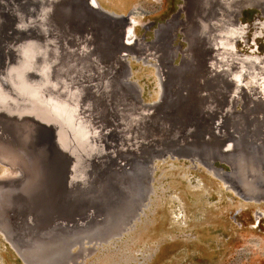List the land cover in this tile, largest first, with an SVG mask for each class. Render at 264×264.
<instances>
[{
	"label": "rangeland",
	"instance_id": "1",
	"mask_svg": "<svg viewBox=\"0 0 264 264\" xmlns=\"http://www.w3.org/2000/svg\"><path fill=\"white\" fill-rule=\"evenodd\" d=\"M72 1H59L52 8L55 11L52 18L67 20L64 28L72 30L79 45L85 43L82 30L84 25L86 30L90 28L86 25L90 23L94 36L91 54L108 55L99 65L88 63L92 70L97 67L89 80L97 86V97L90 109H108L105 121L100 117L96 120L97 125L107 129L106 146L97 144L94 133L75 122L71 113L50 109L52 95H44L39 88L30 96L38 110L45 105L46 110L54 113L49 115L62 122L64 132L60 140L63 145H72L74 153L82 150L93 155L97 148L109 151V147L112 150L118 147L124 149L125 155L129 146L134 148L140 155V164L150 170L146 184L151 192L126 232L87 248L82 260L74 261L77 248L72 249L73 259L68 264H264V203L259 201L264 199L259 197L261 193L264 195V8L260 9L263 0H247L236 12L240 33L232 45L237 46V51L234 46L232 53H228L236 58V83L218 79L219 73L202 78L199 70L206 63L203 60L192 72L193 76L188 71L179 74V68L191 60L183 54L186 44L180 28L186 31L194 18L182 0H95L92 5L97 4L101 12L97 15L86 9L83 0H75L76 5ZM219 1L226 7L232 2ZM61 2L67 3L66 6ZM216 3L209 0L204 5L211 14L208 19L193 8L196 17L204 16L202 22L210 29V43L222 38L213 27L223 11ZM1 5L8 16L0 27V43L8 45L30 39L35 18L24 19L11 0H0ZM67 6L71 9L67 10ZM171 17L177 21L176 27L171 25L164 32L165 36L175 35L168 53L164 49L165 41L157 42L156 32L159 24ZM201 19L196 23L200 25ZM143 25L152 28L146 31ZM201 54L204 60L209 56L205 51ZM113 56L121 65L112 61ZM74 60L79 61L77 55ZM4 63L6 59L2 60ZM73 63L71 67L76 66ZM34 68L39 69L42 77V65ZM121 68L129 73L126 81L134 87L139 105L136 106L133 95L122 91L119 108L125 114L119 112L122 117L118 121L112 113L116 103L112 92L123 74ZM193 68L190 65L188 70ZM218 80L224 84L219 85ZM83 97L89 102L94 96L83 94ZM140 108L146 114L150 111L153 118L160 117V126L154 123L148 126V120L141 117L134 126V113ZM199 111L205 120H194ZM207 117L210 122L206 121ZM108 121L112 122V129L107 126ZM56 124L62 132L60 123ZM232 153H236L235 158L231 157ZM15 172V168L0 162V175ZM74 174L78 178L79 173ZM5 177L0 178V183L7 180L8 176ZM4 214L0 215V228H9L10 235L6 238L0 232V264H23L11 247L18 252L17 245L22 244L16 230L21 222L15 218V225H9ZM62 217L60 221L55 219L51 227L54 222L62 223L61 227L72 231L75 224ZM71 219L86 223L76 215ZM31 220L28 217L30 224L37 225ZM97 229L95 225L91 232ZM88 231L81 229L75 235ZM40 232L48 234L47 239L54 236L49 228Z\"/></svg>",
	"mask_w": 264,
	"mask_h": 264
},
{
	"label": "bare ground",
	"instance_id": "2",
	"mask_svg": "<svg viewBox=\"0 0 264 264\" xmlns=\"http://www.w3.org/2000/svg\"><path fill=\"white\" fill-rule=\"evenodd\" d=\"M11 1L13 2V5L17 7L18 12L21 13L24 19H27L28 17L35 18V22L30 39H26L25 41L19 40L14 44L8 45L0 43V107L1 109L3 108L2 111L9 108L10 105H14L13 107L17 109L16 111L20 108V111L15 113V115L17 114L19 116L26 113L27 115L37 117L46 123L50 122L53 125L59 122L62 128V132L58 131V142L60 147H62L65 151H69L74 154L72 150L73 146L63 145L60 140L62 133L64 132L62 122L59 119L52 118L49 115L52 112L46 110L45 105L43 109L38 110L39 107H36L33 99L31 98L32 96L30 95L32 91H36L41 88L44 95H52V100L50 102L52 107L50 106V109L55 107L60 111L71 113L75 122L82 124V126H84L89 132L94 133V141L97 144L106 146L107 139H104L106 137V128H104L103 125H97L96 120L97 118L99 119V117L102 119L105 118L108 114V109L106 110V108L102 107H95L94 110L90 109V106H93L95 101L94 98L97 97V94L95 93L97 92V86L95 83L89 81L92 79V76H94V73L91 72L97 70V67L92 70L91 65H99V62L103 60V58L105 59V57H108V55L105 56L102 54L93 55L90 52L91 45L93 44L92 39H94L93 26L90 23H87L86 25L91 29L88 28L86 30L84 25L82 30L83 35H81V38L84 39L85 43L79 45L76 43V37L74 33H72V30L64 28L65 24H67V20L58 18V16L52 18V12H55L52 8L56 7V4H58L59 1L64 0ZM74 1L75 0L72 1V4L76 5ZM182 1L184 2L185 8L189 7L191 9L190 14L194 18L191 22V27L186 29V31L182 27L180 28L181 34L184 37L183 42L186 44L183 54L186 57H190L191 60L190 62L188 61L189 63L187 65L184 63L179 68V74H187L188 71V73L193 76L192 72L194 69H198L205 61L206 63H203V68L199 70V73L202 72V78L207 77L209 74L216 75L219 73L220 76H218V79L221 77V79L225 78L226 82L233 81L236 83L238 77L235 71L236 58L230 56L229 54L232 53L234 46L236 49L235 51H237V46L232 45V41H234L236 36L239 37L240 33L237 20H235L236 12L239 7L245 6L244 4H247L248 1L231 0V6L229 5L226 7L222 5L219 0H210L215 3L217 2L216 5L218 4V6L223 10L219 13L221 17L217 14L219 17L218 22L213 24L215 31H219L222 38H220L221 40L218 42L214 39L213 43L208 41L210 29H208L205 23L202 22L204 21V16L201 15L202 19L199 25V22L196 23V21H198L201 17L199 15L196 17V15H194L195 11L193 13L194 8L197 13L200 11L204 15L206 14L205 17L208 19L211 14L206 8L204 9V5H206V2L209 0H197L198 2L191 0ZM82 3L86 4L88 9L92 10V14L97 15L96 11H99L100 8L97 4L96 7H93L92 4L95 5V0H83ZM60 4L66 6L67 3L61 2ZM259 4L260 3H258V5ZM260 7V9L264 8L262 5ZM68 9L70 10L71 7L69 8L67 6V10ZM73 9H75V7H73ZM0 10L1 27V24L3 25L6 20L5 16L8 15L6 14V9L3 5H1ZM62 14H64V12H62ZM68 16H70V14ZM214 16L215 15L213 13V17ZM124 18L126 19L127 17L125 16ZM215 20H217V18ZM175 21H177L175 17L167 19L164 24H159L156 32L157 42L161 39L164 40V49H166L168 53H171V49H169L171 46L170 43L174 40L175 35L166 33L165 36L164 32L168 30L169 26L175 25ZM150 28H152L151 25L142 26V29L146 31H149ZM0 32L2 33L1 29ZM84 32L86 34H84ZM228 39L230 40L229 42L227 41ZM204 51L207 53L205 55H209L206 60L203 59V55L201 54V52ZM74 55L78 56L79 61L74 60ZM88 57H95V60H90ZM110 58L112 61H115L116 63L119 62L121 65L120 60L116 59L115 56ZM3 59H6V63L4 64H2ZM201 60H203V62ZM71 62H74L73 64H76V66L71 67ZM89 62L91 65L88 64ZM38 65H42V77L40 76L39 69L34 68ZM190 65L194 68L188 70ZM122 71L123 74L121 79L117 84H115L112 92L116 101L115 107L112 109V113L114 119L117 120L122 117L121 113L125 114V110L121 111L119 108L121 107L120 100L122 91H126L127 93L133 95L136 106L139 105L134 87L126 81L129 73L125 72L124 69H122ZM106 73L107 72L105 71L103 74L106 75ZM39 81H41V84H39L40 86L37 85ZM216 83L219 85L224 84L223 80H218ZM83 94H88L89 96L94 97H90L91 99L89 100L91 101L88 100L90 102L89 103L83 100ZM100 109L102 111H100ZM138 110L139 111L134 113L137 118L133 121L134 126L138 125L140 117L148 120V126H152L153 123L160 126V117L153 118V115H149V113L151 114L150 111L146 114L141 111V108ZM203 119L205 120V117L201 111H199V113H195V121H201ZM208 119L209 118L207 117L206 121L210 122L211 120L209 119V121ZM190 129L193 128H189V130ZM133 149L129 146L126 149L125 155L124 149L118 147L116 150H112L109 147V151H107V148L102 149V151H100V148H97V151L94 150L93 152L96 151L94 153L96 154V157L93 154L94 158L90 161L94 159H104V162L107 163V165L110 161H112L111 163L115 162V165H110L111 168L108 166V169H103V171L98 173L100 175L99 183L94 181V176L97 174L99 169L95 170L90 163L85 162L86 160H88L87 162H90L89 159L93 155H91L90 152L82 150L75 151V153L77 152L85 157V160L82 162L83 164L80 165L77 161L74 165L70 166L68 170H63V168L60 169L61 171H68V173H70V181H68V191L70 194V197L68 198L69 201L62 198V196L65 195V190L64 192L62 191L63 195L61 193V199H58L56 203L51 202L49 199H36V188L24 182V175L22 173L19 175V172L17 171L18 167L17 169L15 167L16 172L11 175H0V178H6L5 176H8L7 180L9 182L14 179L20 180V183L17 186L13 184L6 186L0 184V215L5 213L4 217L9 225H15L16 219L21 222L18 226L20 228L21 235L25 230H28L29 233H31L30 231L36 232L37 229L39 230L45 228L42 226L49 225L50 220L48 218L44 217V219L41 220L33 216L37 213L43 216L46 214L49 215L54 204L61 207L62 214H64L62 216L65 217V221L75 224L71 229L72 231H70L61 227L60 225L62 223L57 224L54 222L53 227H50L52 226V222L48 228L52 230V234H54V236L50 239H45L43 237L44 233L42 234V232L41 234L43 236L40 234L37 237L29 234L27 238L19 237L22 244L17 245L18 252L15 247L11 246L15 252L20 255H26L36 264H68V262L73 259V255L71 254L72 249L77 248L74 261L79 259L82 260L86 256L87 248L89 249V247L91 248L96 244L98 245L107 238L111 237L113 239L128 227L132 226V222L135 221L138 216V210L142 207L144 197L149 191L146 181L148 180V172L150 171L147 170L146 166H142L140 164V161L138 160L140 155H138L137 151ZM235 154L236 153H232L231 157L235 158ZM228 157L230 156L228 155ZM228 157L226 156L227 159ZM236 157L238 156L236 155ZM104 162L102 163L104 164ZM235 165L237 166L238 164L236 163ZM74 173H79L78 178H76ZM17 175L20 177L17 178ZM51 175L52 177H49L48 174V180L44 177L45 175L42 177V182L46 190L51 186L53 187V183L49 180V178H55L54 170L51 172ZM112 176L114 178H112L113 183L111 184L110 180ZM103 179H105V181ZM19 194L28 195L30 201L26 202L19 199ZM260 195L261 196L259 197L264 196L262 193ZM259 201L264 203V199ZM10 210L16 215L15 217L13 214H8ZM75 215L77 217H81L83 221H86V223L80 224L77 220L71 219V217ZM30 216L32 217L31 222H34L37 225H33L28 222V217ZM95 225H98V229L91 232V229ZM29 229L32 230L29 231ZM81 229L89 231L88 233L75 235ZM0 232L3 233L6 238L10 235V229L6 227H3V229L0 228ZM84 242H86V246L84 245ZM23 244L25 247L22 246ZM34 247H37L39 250V255L33 254L32 249Z\"/></svg>",
	"mask_w": 264,
	"mask_h": 264
},
{
	"label": "water",
	"instance_id": "3",
	"mask_svg": "<svg viewBox=\"0 0 264 264\" xmlns=\"http://www.w3.org/2000/svg\"><path fill=\"white\" fill-rule=\"evenodd\" d=\"M84 6L87 7L86 4ZM86 9L88 11H92L91 9H88V7ZM96 13L98 14L99 12L96 11ZM13 106L14 105H10L9 108H6V110L3 111H2L3 108L1 109L0 107V162L4 163V165L9 168L16 167L17 169L18 167L17 171L19 172V175L20 173L24 175V182L36 188L35 190L37 193V195H35L36 199H40V198H43L44 200L49 199L51 200V202L56 203L58 199H61L60 196L63 195V192L65 190L66 191L64 192L65 195H63L62 198L69 201L68 198L70 197V194L68 191V181H70V173H68V171L66 172L63 170L65 169L68 170V168L74 165L77 161L80 163V165L83 164L82 162L85 160V157H83V155L78 154L77 152L72 154L71 152L65 151L62 147H60V144L58 142L59 127L57 126V124L53 125L50 122L46 123L38 119L37 117H34L32 115H27L26 113H23L19 116L17 114L15 115V113H18V111H20L19 110L20 108L18 107L19 109L18 111H16L17 109L14 108ZM100 111L102 110L100 109ZM182 114L185 115V112H182ZM186 117L187 119H191L189 118V116ZM106 124L111 129L113 128L112 122L108 121V123L106 122ZM112 135L114 139V132ZM90 160L91 159H89V161ZM87 161L88 160H86L85 162L90 163V165L95 170L99 169V171H97V174L94 176V181L97 183L100 182V175L98 173H100V171H103V169L105 170L115 165V162L111 163L112 161L109 162V165L111 166L107 165V163L104 162L105 161L104 159L101 160L94 159L90 162ZM102 162H104V164ZM62 168L63 170L61 171L60 169ZM53 170H54L55 178H49V180H51L53 183V187L51 186L46 190L42 182V177L43 175H45L44 177H46L48 180L47 176L49 174V177L50 176L52 177L51 172ZM113 176L111 177V180L109 179L111 184L113 183L112 180V178H114ZM19 177L20 176H18L17 178ZM103 180L105 181V179ZM19 183H20L19 179H14L11 182H9L8 180L6 181L4 180L0 184H3L4 186L9 184H13L17 186L19 185ZM148 190L149 191L145 195L143 203L150 193L149 187ZM18 197L23 201L26 202L30 201L28 195L19 194ZM61 210L62 209L59 205L54 204L52 206L49 215L46 214L43 216L37 213L33 217H37L38 219L41 220H43L44 217L48 218L50 220V224L47 226H42L45 227L44 229L46 230L55 219L57 221L58 220L60 221V219L63 218L62 215L64 214H62ZM8 214L12 215L13 212L10 210ZM16 230L19 232L17 233L18 234L17 237L20 236L25 238H27L29 234L38 237L41 234V232L39 231H42V229L39 230L37 229L36 232H33L30 231L32 229H29L31 233H29L28 230L27 231L25 230L21 235L20 228L17 227ZM126 231L127 229L124 230L122 233ZM122 233L118 234L115 238L122 235ZM46 235L48 234L44 235L45 239H47ZM111 239L112 238L110 237L102 242L106 243ZM32 251L34 255L40 254L37 247H34ZM18 256H19L18 257L19 260L23 264H36L26 255L18 254Z\"/></svg>",
	"mask_w": 264,
	"mask_h": 264
},
{
	"label": "trees",
	"instance_id": "4",
	"mask_svg": "<svg viewBox=\"0 0 264 264\" xmlns=\"http://www.w3.org/2000/svg\"><path fill=\"white\" fill-rule=\"evenodd\" d=\"M0 9H1V6H0ZM6 14H8V13L6 12Z\"/></svg>",
	"mask_w": 264,
	"mask_h": 264
}]
</instances>
